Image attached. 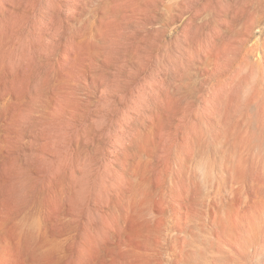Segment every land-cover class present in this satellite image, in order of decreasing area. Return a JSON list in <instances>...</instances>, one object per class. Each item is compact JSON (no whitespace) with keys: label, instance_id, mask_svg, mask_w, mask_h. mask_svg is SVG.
Here are the masks:
<instances>
[{"label":"bare ground","instance_id":"6f19581e","mask_svg":"<svg viewBox=\"0 0 264 264\" xmlns=\"http://www.w3.org/2000/svg\"><path fill=\"white\" fill-rule=\"evenodd\" d=\"M0 264H264V0H0Z\"/></svg>","mask_w":264,"mask_h":264},{"label":"rangeland","instance_id":"374dc122","mask_svg":"<svg viewBox=\"0 0 264 264\" xmlns=\"http://www.w3.org/2000/svg\"><path fill=\"white\" fill-rule=\"evenodd\" d=\"M180 23H181L182 25H181ZM180 23H179V24L183 27V25L185 24V21L180 22ZM179 24H178V28H179V29H182L181 26H180ZM176 36H177L176 33H170V34L168 35V40H173V39H175ZM168 53L171 55V51H169Z\"/></svg>","mask_w":264,"mask_h":264}]
</instances>
